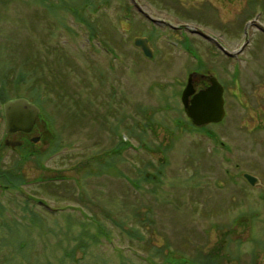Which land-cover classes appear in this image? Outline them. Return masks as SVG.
I'll list each match as a JSON object with an SVG mask.
<instances>
[{
	"label": "rangeland",
	"instance_id": "rangeland-1",
	"mask_svg": "<svg viewBox=\"0 0 264 264\" xmlns=\"http://www.w3.org/2000/svg\"><path fill=\"white\" fill-rule=\"evenodd\" d=\"M137 1L231 51L249 21L264 25V0L258 11L249 0ZM138 37L151 39L153 58ZM185 37L221 79L240 74L242 102L224 124H184L177 101L198 69ZM248 38L230 59L187 28L147 21L130 0H0V88L7 100L41 93L46 112L28 148L41 161H23L25 202L1 198L0 264H264V33L250 26ZM51 133L59 150L47 155ZM7 157L11 168L18 158Z\"/></svg>",
	"mask_w": 264,
	"mask_h": 264
},
{
	"label": "flooded vegetation",
	"instance_id": "flooded-vegetation-1",
	"mask_svg": "<svg viewBox=\"0 0 264 264\" xmlns=\"http://www.w3.org/2000/svg\"><path fill=\"white\" fill-rule=\"evenodd\" d=\"M217 49H218V51L220 53L225 55L219 48H217ZM195 54H196V57H197L196 59H198V62H197L198 69L196 68L194 70H191L188 73L187 81H186V83L184 85L183 90L181 91V95H180L181 97L177 101V104H179V109H181L183 111V113H184V115H185V117L187 119V121L184 123L187 128L188 127H192L195 130L197 128L206 130L207 129L206 126H215L216 127L218 125H221V124H224V123L228 122L230 117L232 118V116H231L232 115V101L234 99L237 100V102H242L240 94L239 93L237 94V93L233 92L234 91V87L237 88L238 85H239L238 76L240 74L238 72H236V70H234L233 73H230L228 79L226 78L225 80H223V79H221V77L218 75V72L216 71L217 67L205 68L206 65H204L203 60L201 59V57L199 58V53H197L195 51ZM225 58L232 59V57H228L226 55H225ZM223 70H226V67ZM189 82L191 83V85L193 87V94L190 95L188 97V99H187V105H189V106H191L192 100L199 99L200 95L202 93H204L206 91L216 90V86H217L218 90L222 91L225 116H224V119L221 122H219V123H208V124H204V125H201V126H196L194 124V121L187 116V114H186V104H184V101L182 99V95H183V92H184V90H185V88H186V86H187V84ZM257 87L258 86L251 85L250 90L251 91L252 90H256ZM5 91H6L5 87H1L0 88V105H1L0 106V199L4 198L5 195L7 196V194H9V191H11V194L13 193L12 196H11L12 198H15L14 197V194H15L16 198L17 197H19V198L21 197V200L25 202V199H24L25 195H24V192L22 191V189H23L22 187L24 186V183L21 182V183L17 184L16 187H13V186H9L7 184V181H8L9 173L10 172H14L15 170H17V173L22 177L23 167H24L23 161H24V158H25V154L26 153H28V154L33 153L34 154V151H31L28 148L31 145L32 139L34 137V136H32L33 135L32 133L34 132V130H35L36 126H37L39 118L37 119L36 125L34 126L33 130L31 132H29V133H26V132H23V131L8 132L7 131V126H6L7 125L6 114H5V111H4V103L5 102L3 101L4 92ZM169 104L171 105V107H173L172 102L169 103L168 101H165V105H164L163 108H169V106H170ZM150 117H152V114L148 115V118H150ZM180 119L178 120V122L180 124H182V122H184V121H182V119L181 120ZM231 120L232 119H230V121ZM147 126L148 125H145L146 130L148 129ZM207 133L209 134V136L211 138L212 137H217L216 133H214V132L213 133L207 132ZM40 136H38V137L40 138ZM8 141H20L21 144L19 146L12 147L11 145L7 144ZM40 141L41 140H39V142ZM9 150L11 152H14L16 154L17 158H18V159H15V162H14V160L12 161L13 162V166H11V168L8 167V165H11L12 163L9 164V161L7 159L8 158L7 157V153H8ZM161 171L162 170H159V173ZM244 174L245 173H243V178L245 179ZM252 175H254V174H252ZM254 176H256V175H254ZM21 177H20V179H21ZM258 180L261 183V180L259 178H258ZM245 181L248 184H250L246 179H245ZM17 191H18V194H17ZM33 201H35V200H33ZM33 204L35 205L34 202H33ZM36 204L40 205L41 204L40 200H37ZM5 211H6V206L3 203V200L1 199L0 200V219H1L0 221H2V225L4 224L3 220L6 217V212Z\"/></svg>",
	"mask_w": 264,
	"mask_h": 264
},
{
	"label": "water",
	"instance_id": "water-1",
	"mask_svg": "<svg viewBox=\"0 0 264 264\" xmlns=\"http://www.w3.org/2000/svg\"><path fill=\"white\" fill-rule=\"evenodd\" d=\"M133 1L135 2L140 12H142L147 18L156 21L150 14L145 12L142 9V7L138 3H136L135 0ZM249 25H255L259 30L264 32V25H262L258 20H253L252 22L247 24L246 35H247V28ZM173 28L176 27L173 26ZM195 32L209 41H215L217 45L227 55L235 56L238 53V52L228 51L216 40V38L212 37L211 35L203 32L202 30L196 27H195ZM247 43L248 40L246 41L245 45ZM135 46L140 48L147 57L150 58L153 57L154 53L149 45V41L147 38H137L135 40ZM192 94H193V87L189 82L183 93V101L184 104H186V113L188 117L193 119L195 124L203 125L210 122H218L223 119L225 115V111L223 105L222 91L218 90L217 86H216V90L206 91L200 95L199 99L192 100V104L191 106H189L187 105V99ZM4 111L6 114V121H7L6 126L8 132H17V131H23L26 133L31 132L35 126L37 117L40 114V109L26 98H15L7 101L4 105ZM39 140H40L39 137H34L32 139V142L37 143ZM7 144L11 145L12 147H16L19 146L21 142L8 141ZM245 177L253 185H255L258 181L256 177L249 174H245Z\"/></svg>",
	"mask_w": 264,
	"mask_h": 264
},
{
	"label": "trees",
	"instance_id": "trees-1",
	"mask_svg": "<svg viewBox=\"0 0 264 264\" xmlns=\"http://www.w3.org/2000/svg\"><path fill=\"white\" fill-rule=\"evenodd\" d=\"M248 4L250 5V7L251 6H255V8L254 9H257L258 8V5L259 4H263V2L262 1H260V0H249L248 1ZM257 4V5H256ZM262 10V9H261ZM257 11H258V9H257ZM245 12H246V10H245ZM249 20V19H248ZM91 27V26H90ZM151 35H156V33L153 31V32H151ZM91 38H93V37H91ZM189 40L186 38V40H185V42H188ZM54 80L56 81V84H55V88H63L62 87V85H60L59 83H58V77H56V76H54ZM17 81H20V79H18V78H16L15 79V82H17ZM21 81H25V79L23 78ZM18 83V82H17ZM20 83V82H19ZM18 83V84H19ZM4 85H5V81H4ZM43 85V84H42ZM42 85H40V86H42ZM19 86L21 87V85L19 84ZM4 87V86H3ZM20 89H22V88H20ZM39 90H43V89H40L39 88ZM47 90H48V92H50V94L52 93V95H53V89H52V87L51 86H49V88H47ZM50 94H47L46 96L48 97V96H50ZM7 95V93H6V91L4 92V96H6ZM16 97H23V96H20V95H18L17 94V96ZM43 96H41V93L38 95V102H36V103H38V105L41 107V109H42V113H41V115H40V117H39V119H38V123H37V126L38 125H41L42 124V122H41V120H44V113H46L45 112V108H44V106H42L41 105V100H39V98L41 99ZM9 98V96L7 95V97H4L3 98V101L5 102L7 99ZM112 111H113V109H112ZM81 115L84 117L85 115L84 114H82L81 113ZM50 122V121H49ZM46 122V124H45V126H49V125H52V123L50 122ZM52 135V136H51ZM43 137V136H42ZM42 137H41V139H42ZM44 137L47 139V138H49V141L52 143V149H50L49 151H48V153H47V155H52V154H54V153H56L58 150H59V146H56L55 147V145H56V142L54 141L55 139H57V135L55 134V133H51L50 134V136L48 137V136H46V135H44ZM51 137L53 138V139H51ZM115 146V145H114ZM116 148L114 147L113 148V151L115 150ZM120 150L121 149H119V152H120ZM112 151V152H113ZM35 154H33V153H31V154H28V153H26L25 154V160H28V159H30L32 156H34ZM36 156V158H37V160L40 162L41 161V155L40 156H38V155H35ZM20 175L17 173V170H15L14 172H10L9 173V175H8V181H7V184L9 185V186H13V187H16L17 186V182H19L20 183V181L21 182H23V183H25L26 181L24 180V179H22V177H21V179H20ZM48 182H50V183H48V184H50V185H53V184H58L57 182V180H49ZM28 202H30V201H28ZM32 204H33V202H31Z\"/></svg>",
	"mask_w": 264,
	"mask_h": 264
}]
</instances>
